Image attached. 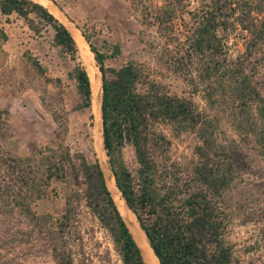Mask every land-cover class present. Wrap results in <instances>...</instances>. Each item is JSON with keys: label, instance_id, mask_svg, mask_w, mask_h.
I'll list each match as a JSON object with an SVG mask.
<instances>
[{"label": "trees", "instance_id": "trees-1", "mask_svg": "<svg viewBox=\"0 0 264 264\" xmlns=\"http://www.w3.org/2000/svg\"><path fill=\"white\" fill-rule=\"evenodd\" d=\"M131 4L142 13L144 24L170 36V44H180L171 55L176 69L197 77L208 104L213 109L217 103L225 106L217 113L228 115L242 135L253 136L264 153V0ZM13 18L35 36H42L46 27L53 30L51 45L74 63L70 76L80 96L74 109L89 111L93 120L92 82L66 24L35 0H0V19L11 23ZM82 35L101 72L103 142L109 164L160 264H235V247L228 238L237 212L232 191L251 169L241 143L225 137L216 111L208 114L193 98L165 91L136 62L106 64L122 57L119 44L100 45L95 35ZM33 62L46 73L38 60ZM52 114L57 125L53 138L39 152L12 155L0 145V264H22L4 252L13 236L12 223L6 222L15 213L26 220L34 246L43 242L54 264H87L77 222L82 202L110 235L123 264H147L108 185L93 139L75 147L66 141L65 113L55 109ZM8 116L7 108L0 109V139L12 128ZM171 131L193 134L189 156H174ZM60 185L63 212H39L37 202L50 190L58 196Z\"/></svg>", "mask_w": 264, "mask_h": 264}, {"label": "rangeland", "instance_id": "rangeland-1", "mask_svg": "<svg viewBox=\"0 0 264 264\" xmlns=\"http://www.w3.org/2000/svg\"><path fill=\"white\" fill-rule=\"evenodd\" d=\"M51 2L81 33L86 31L95 35L94 39L99 40L100 45L110 42L121 46L122 57L109 59L106 64L118 66L132 60L165 91L193 98L200 109L208 114L214 115L216 111L221 131L226 138H235L241 143L251 164V169L242 174L232 191L237 212L229 227L228 238L235 247V264H264V153L253 136L242 135L228 115L217 113L225 106L219 107L217 103L213 109L208 104L203 85L197 77L186 76V73L183 75L176 69L171 55L180 44H170V36L166 38L156 27L144 24L142 13L134 10L131 0ZM12 20L6 23L0 19V109H8V123L12 127L7 138L0 139L3 150L12 155L29 156L34 150L39 152L44 149L51 143L57 126L52 114L55 109L63 111L68 118L67 142L79 147L92 138L95 148V116L92 113L94 118L90 120L89 111L74 109L80 101L75 81L70 76L74 63L51 45L53 30L46 27L42 36H35L23 21ZM62 22L66 24L68 21ZM78 55L83 62L79 50ZM34 59L40 62L46 73L40 72ZM94 62L97 65L96 60ZM260 83L264 88V78H260ZM170 136L175 157L191 154L196 140L193 134L171 131ZM127 158L133 164V151L130 148L127 149ZM60 187L62 185L58 188V196L50 190L49 196L37 202L39 212L53 215L63 212L65 200ZM2 219L4 222L7 218ZM77 222L87 264H123L110 235L84 202L79 206ZM6 223H12L13 236L8 239L4 252L7 250L22 264H54L43 242L34 246L33 238L27 235V222L21 214L11 215ZM139 236L140 240H144L142 233L139 232ZM154 261V264H158L156 259Z\"/></svg>", "mask_w": 264, "mask_h": 264}, {"label": "bare ground", "instance_id": "bare-ground-1", "mask_svg": "<svg viewBox=\"0 0 264 264\" xmlns=\"http://www.w3.org/2000/svg\"><path fill=\"white\" fill-rule=\"evenodd\" d=\"M43 2L50 8L52 11L56 12L62 19L66 22L67 27L72 32L77 47L79 50V54L85 64V67L89 73L91 82H92V113L95 116V126H94V143L95 148L98 152V155L101 159L102 166L104 168L106 178L108 185L116 199L117 205L122 212L125 220L127 221L132 233H134L135 237L138 240L137 242L140 243L141 249L143 250V253L145 255L147 264H154V260L156 259L157 263L160 264L158 258L153 252V249L150 246V243L148 241V238L140 228V225L137 222V218L135 217L134 213L129 209L127 206L125 200L121 197V193L119 189L116 186L115 178L111 172L108 157L106 154V150L104 148L103 144V135H102V118H101V99H102V80H101V72L97 65L94 62V54L90 50V46L87 43L86 39L82 35V33L74 26V24L67 19L66 16H64L62 13L58 11V8L56 6H53L51 2H48L47 0H38ZM42 4V3H41ZM46 6V7H47ZM54 14V13H53ZM133 217V218H132ZM139 232L144 235V240H140L141 237L139 236ZM139 237V238H138ZM143 241V242H141ZM138 243V244H139Z\"/></svg>", "mask_w": 264, "mask_h": 264}, {"label": "water", "instance_id": "water-1", "mask_svg": "<svg viewBox=\"0 0 264 264\" xmlns=\"http://www.w3.org/2000/svg\"><path fill=\"white\" fill-rule=\"evenodd\" d=\"M49 1H52V0H49ZM67 26V25H66ZM88 43V42H87ZM95 59V58H94ZM101 102H102V99H101ZM101 118H102V110H101ZM102 135H103V124H102ZM103 144H104V142H103ZM105 148V147H104ZM97 151V150H96ZM108 157V156H107ZM102 163V162H101ZM109 166H110V164H109ZM110 169H111V172H112V168H111V166H110ZM112 174H113V172H112ZM114 176V175H113ZM114 178H115V176H114ZM116 186H117V184H116ZM117 188H118V186H117ZM119 189V188H118ZM120 191V190H119ZM121 193V192H120ZM121 197L123 198V196H122V194H121ZM124 199V198H123ZM127 204V203H126ZM127 206H128V204H127ZM129 207V206H128ZM130 209V208H129ZM131 210V209H130Z\"/></svg>", "mask_w": 264, "mask_h": 264}, {"label": "crops", "instance_id": "crops-1", "mask_svg": "<svg viewBox=\"0 0 264 264\" xmlns=\"http://www.w3.org/2000/svg\"><path fill=\"white\" fill-rule=\"evenodd\" d=\"M38 1V0H37ZM48 1V0H47ZM38 2H40V3H42L43 5H45V6H47L46 4H44L43 2H41V1H38ZM48 2H51V1H48ZM51 4H52V2H51ZM53 5V4H52ZM53 6H55V5H53ZM48 7V6H47ZM50 9V8H49ZM51 10V9H50ZM52 11V10H51ZM58 11L60 12V13H62L63 14V12H61L59 9H58ZM54 12V11H53ZM56 13V12H55ZM57 14V13H56ZM64 15V14H63ZM57 16H58V18H60L61 19V17L57 14ZM65 16V15H64ZM62 20V19H61Z\"/></svg>", "mask_w": 264, "mask_h": 264}]
</instances>
